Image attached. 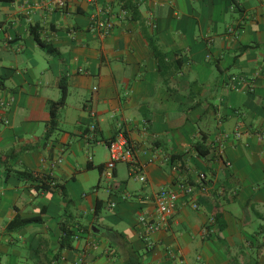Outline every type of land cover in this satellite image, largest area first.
<instances>
[{
	"label": "crops",
	"instance_id": "obj_1",
	"mask_svg": "<svg viewBox=\"0 0 264 264\" xmlns=\"http://www.w3.org/2000/svg\"><path fill=\"white\" fill-rule=\"evenodd\" d=\"M237 3L0 1V264H264V0ZM107 11L115 27L102 37L91 24ZM62 76L69 94L52 121ZM121 130L139 174L105 169ZM202 171L199 209L181 201L145 239L137 219L154 195ZM43 179L55 187L35 189ZM17 216L42 221L9 227Z\"/></svg>",
	"mask_w": 264,
	"mask_h": 264
},
{
	"label": "built area",
	"instance_id": "obj_2",
	"mask_svg": "<svg viewBox=\"0 0 264 264\" xmlns=\"http://www.w3.org/2000/svg\"><path fill=\"white\" fill-rule=\"evenodd\" d=\"M60 6H65L69 0H57ZM115 27V19L111 16L110 11L106 12L104 18L94 17L91 29L97 30L102 37H106L111 34ZM9 101L3 99L0 96V105L6 106ZM91 116H95V112L91 110ZM89 129L94 132L97 129V125L92 123ZM234 137H240V131L234 132ZM225 138L230 137L229 134L224 135ZM107 148L110 158L105 165L107 173L112 176L113 172L120 162H126L133 165V171L139 174L141 170L134 166L136 161V151L133 144L128 140L124 131L107 141ZM220 156H223L221 150L218 151ZM91 159V158H90ZM159 157L153 155L150 159L151 162L158 161ZM62 162L59 158L52 163V167H55ZM225 165L231 167V162L225 160ZM140 181H145V175H139ZM51 185H55V181L49 180ZM208 176L206 172L202 171L195 175L191 180H185L178 183L176 189L163 188L154 195L156 209L152 213L141 212L137 219V224L144 230L143 237L148 239L149 236L161 229L169 219L173 218L179 209V205L184 202L188 203L194 210L199 209V202L196 198L198 191H205L207 188ZM214 232L212 225L205 227L203 234L209 235Z\"/></svg>",
	"mask_w": 264,
	"mask_h": 264
},
{
	"label": "trees",
	"instance_id": "obj_3",
	"mask_svg": "<svg viewBox=\"0 0 264 264\" xmlns=\"http://www.w3.org/2000/svg\"><path fill=\"white\" fill-rule=\"evenodd\" d=\"M0 1H4V0H0ZM6 1H10V0H6ZM233 4L235 5H238L237 3V0H232ZM35 38L36 40L42 44L43 46H45L47 48L48 51L51 50V48L43 43L42 41H40L39 39V36L38 34L35 33ZM149 44L150 46L152 47L153 51H154V54L156 56V58L158 59V64H159V71L162 73L163 72V75H164V72L166 70H168V65L166 63V59H165V54L164 52L157 46L156 44V40L154 37L150 38L149 39ZM250 48V46H246L244 47V50ZM243 50V51H244ZM59 86L61 88V97L57 100V101H50L49 102V107H50V113H51V118H52V121H54V119L56 118V115H57V112L58 110L63 107L65 104H66V101H67V97H68V94H69V90H68V82H67V79L65 78V76H62L60 79H59ZM198 153L202 156H206L207 154H209L210 152V149L205 147L203 144H200V145H197L196 147ZM24 175H27L26 173H23ZM31 175V174H30ZM37 178V177H35ZM49 180L51 181V179H43V181H41V184L39 186H35L34 188L37 189V190H40V189H43V190H50L52 189L55 185H51L49 183ZM48 181V182H47ZM214 219H215V222L216 224L218 225L219 227V230L220 231H223L226 226H227V223L225 221V219L223 218V212L220 211V210H217L215 215H214ZM42 221V217L40 216H36V217H26V218H22L20 216H17L9 225V227H19V226H23V225H26L28 223H32V222H41ZM218 238L220 241H223V237L222 235L219 233L218 234ZM68 240V237H64L63 238V246H65V242ZM259 254H261L262 250H258Z\"/></svg>",
	"mask_w": 264,
	"mask_h": 264
},
{
	"label": "rangeland",
	"instance_id": "obj_4",
	"mask_svg": "<svg viewBox=\"0 0 264 264\" xmlns=\"http://www.w3.org/2000/svg\"><path fill=\"white\" fill-rule=\"evenodd\" d=\"M118 164H121V163H118ZM106 179H104L103 181H105ZM253 254H254V252H253ZM251 255V254H250ZM252 256V255H251ZM253 257V256H252Z\"/></svg>",
	"mask_w": 264,
	"mask_h": 264
}]
</instances>
